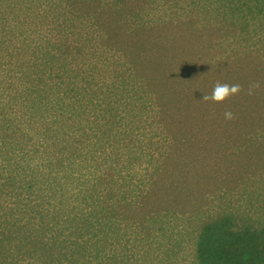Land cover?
<instances>
[{"label": "rangeland", "instance_id": "rangeland-1", "mask_svg": "<svg viewBox=\"0 0 264 264\" xmlns=\"http://www.w3.org/2000/svg\"><path fill=\"white\" fill-rule=\"evenodd\" d=\"M89 2L128 8L103 38ZM131 36L160 56L124 84L151 111L113 85ZM218 81L239 128L202 100ZM224 217L264 228V0H0V264H202Z\"/></svg>", "mask_w": 264, "mask_h": 264}, {"label": "trees", "instance_id": "trees-1", "mask_svg": "<svg viewBox=\"0 0 264 264\" xmlns=\"http://www.w3.org/2000/svg\"><path fill=\"white\" fill-rule=\"evenodd\" d=\"M89 4V10L94 14V19L96 20L98 17L97 20L101 19L102 21H98L99 23L96 22L98 29H93V32L102 35L103 38L109 35L107 34L109 29L112 27V24L115 25L116 23L112 17V14L117 16L120 13V9L128 8L127 5H116L119 3L111 4L107 8L104 6L106 9L111 10L107 13L108 15L106 14L107 16L104 17L101 11V9H103V6L101 4H98L97 2H89ZM101 15L103 16V18H101ZM181 35L183 36V39L186 40L189 39V37L196 36V33L193 30H185ZM134 38L135 37L131 36L130 44L136 42V48H131L127 52H125L124 50V52L117 51L116 53L118 55L120 54V58H116L120 61L121 64L117 63L113 67V71L117 72V76L112 77L113 85L115 83L122 84L121 86L122 88H124L123 92L125 91L124 96L128 95L127 97L130 99L129 101H132L129 104L127 101H124L126 109H129V111H131L138 107L135 110L138 111L142 108L145 111H151V108L153 107L148 104L147 98L142 95L130 94L128 87L126 88L124 84L126 81L135 82L138 80L136 78L138 73L137 70L141 72L142 76H145V72H147V70H151L152 66L154 65L153 63L159 64L161 62L159 61L160 56L156 55L154 52L147 53L145 51H142L141 45L143 44V42L140 41L141 38H139L138 40ZM211 59V57L206 59L204 61V64H209ZM110 67L108 68V70L110 69ZM206 71L207 69L198 70V73H195V77H200L205 80V82L210 81L211 79L212 82V74L205 73ZM227 73L230 78L233 77L232 74H230L229 72ZM121 79L124 80L119 81ZM144 80L146 81V83H149V85H151V82H154L152 79L147 80L146 78H144ZM196 84L198 87H196ZM136 85L138 89H142L145 87V85L143 84L141 85L136 83ZM192 85L194 86V88L190 89V94H197L198 92H200L201 86L198 85V83H193ZM119 88L120 85H115L113 88V92L116 98H119L117 95ZM162 94H164V91H162ZM153 98L154 100H152L151 103L154 102L158 110L159 104H162L160 103L161 97L159 99H156V97ZM107 101L109 105L113 107L111 99H108ZM229 103L231 104L230 106ZM234 105H236V103H232L231 100L228 99L225 102L218 104V107L223 106L225 108V111L230 110L231 112H233ZM160 109H162L161 106ZM217 118H219V113H217ZM232 121L233 120L226 122L224 126H234L235 128H237L238 125H233L236 123H233ZM91 174L92 181H97V185H99L100 179L105 175L102 169H96L92 171ZM100 193H105L102 187H100ZM197 253L202 264H264V228L259 230H252L248 227L240 228L233 224V222L229 218L224 217L222 219H217L216 221H212L203 227L200 239L198 241Z\"/></svg>", "mask_w": 264, "mask_h": 264}, {"label": "clouds", "instance_id": "clouds-1", "mask_svg": "<svg viewBox=\"0 0 264 264\" xmlns=\"http://www.w3.org/2000/svg\"><path fill=\"white\" fill-rule=\"evenodd\" d=\"M260 88H261L260 81H254L250 83L247 89V95L249 96L256 95L257 91ZM241 91H242V87L239 84L229 85L227 83H221L218 81L214 85L211 94H205L202 100L205 102H212V103L220 104L230 99L233 96H238L241 93ZM224 118L225 120L231 121L235 119V115L230 110L225 111Z\"/></svg>", "mask_w": 264, "mask_h": 264}]
</instances>
